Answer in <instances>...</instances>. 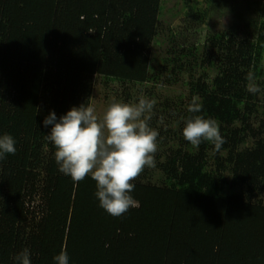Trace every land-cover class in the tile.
Listing matches in <instances>:
<instances>
[{
  "label": "trees",
  "instance_id": "trees-1",
  "mask_svg": "<svg viewBox=\"0 0 264 264\" xmlns=\"http://www.w3.org/2000/svg\"><path fill=\"white\" fill-rule=\"evenodd\" d=\"M242 4L235 24L201 47L166 33L161 0H0V136L16 142L0 160V264H15L25 248L31 264H56L61 250L69 264H264V2ZM161 35L168 48L154 68ZM195 68L206 75L194 78ZM183 74L184 108L164 102L167 127L148 121L169 147L155 153L158 182L143 183L145 168L131 193L139 206L109 215L91 176L74 183L59 171L44 119L90 104L95 76L174 85ZM193 97L200 113L188 111ZM194 115L219 125L218 152L184 139Z\"/></svg>",
  "mask_w": 264,
  "mask_h": 264
},
{
  "label": "clouds",
  "instance_id": "clouds-1",
  "mask_svg": "<svg viewBox=\"0 0 264 264\" xmlns=\"http://www.w3.org/2000/svg\"><path fill=\"white\" fill-rule=\"evenodd\" d=\"M246 79L247 91L252 94L260 91L254 73L249 72ZM154 106L155 100L141 96L134 104L111 103L102 118L91 104H83L71 108L59 119L53 111L43 121L45 127L52 125L46 139L56 148L59 171L70 176L74 183L91 176L96 182L95 195L100 207L113 217H121L130 208L139 206L131 195L135 188L133 181L146 167L156 166L159 133L148 123ZM201 110L198 98L193 97L188 111L195 114ZM183 137L194 147L202 141L210 142L217 152L226 142L217 122L201 115L187 119ZM15 143L9 134L0 136V160L7 154L15 155ZM30 255L25 248L15 256V264H31ZM54 261L69 264L67 252L61 250Z\"/></svg>",
  "mask_w": 264,
  "mask_h": 264
},
{
  "label": "rangeland",
  "instance_id": "rangeland-1",
  "mask_svg": "<svg viewBox=\"0 0 264 264\" xmlns=\"http://www.w3.org/2000/svg\"><path fill=\"white\" fill-rule=\"evenodd\" d=\"M241 1L242 0H161L159 19L165 31L170 29L173 34H176L179 44L183 46L199 44V46L203 47L209 32L227 31L231 24H235L236 21L233 13L244 6L243 4L240 6ZM231 2H233V8L229 12L227 6ZM234 9L235 11L233 12ZM200 13L206 14L205 21L203 22L199 20ZM166 33H164L165 36ZM164 35H161L159 43L154 44L152 47L151 57L154 68L156 65L159 66L160 62H157L165 56L168 48L165 43ZM205 72L207 73L208 81H211L216 74L214 71L208 69ZM204 75L206 74L200 68H195V71H193V76L196 79L202 78ZM188 80H190L189 76L183 74L174 85H168L167 82L162 83L163 81L160 83L150 81L147 84L138 85L129 83L121 84L118 82L108 83L100 76H95L89 103L95 108L96 114L102 118L107 107L113 102L134 104L138 103L141 96L149 100H155V106L149 114V120L153 123L156 118L158 122L155 127L159 129L161 127H167V124L171 122V119L163 113L164 109H161V105L164 102L173 105L177 104L180 109L182 107L184 108L186 105L189 95L186 86ZM164 144H160L157 139L158 148H164L162 152H166L165 148H169L164 146ZM156 156L155 154V157ZM155 162H158L156 158ZM212 164L213 162L210 161L209 165ZM155 168L157 167H146L150 175L147 177L148 180L144 179V177L142 178L143 174L140 175V177L144 179L142 180L143 183L148 181L152 183L158 182L159 175L156 170L154 171ZM240 191L241 189H236V192L239 193ZM261 200L264 203V196Z\"/></svg>",
  "mask_w": 264,
  "mask_h": 264
}]
</instances>
